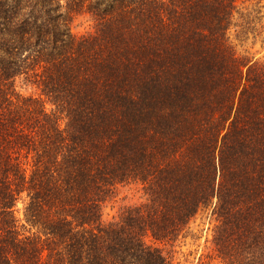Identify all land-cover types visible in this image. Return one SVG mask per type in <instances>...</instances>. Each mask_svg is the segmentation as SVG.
<instances>
[{"label":"trees","instance_id":"16d2710c","mask_svg":"<svg viewBox=\"0 0 264 264\" xmlns=\"http://www.w3.org/2000/svg\"><path fill=\"white\" fill-rule=\"evenodd\" d=\"M257 1L0 0V264H174L205 211L210 262L264 264V62L228 38Z\"/></svg>","mask_w":264,"mask_h":264},{"label":"rangeland","instance_id":"374dc122","mask_svg":"<svg viewBox=\"0 0 264 264\" xmlns=\"http://www.w3.org/2000/svg\"><path fill=\"white\" fill-rule=\"evenodd\" d=\"M71 28L75 34L91 32L93 21L89 16H78ZM228 38L239 56L264 62V1L239 4L228 31ZM21 91L24 94L33 93L30 89ZM142 201L143 195L136 187H123L118 200L106 210L105 219H111L126 204H137ZM215 225V218L210 211L201 212L192 225L190 235L175 250L167 249L174 264H217L216 261L210 262L209 259Z\"/></svg>","mask_w":264,"mask_h":264}]
</instances>
